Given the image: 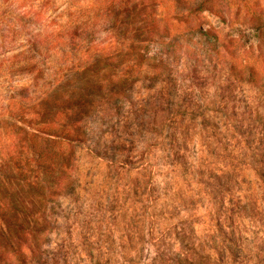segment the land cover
I'll use <instances>...</instances> for the list:
<instances>
[{"label": "rangeland", "instance_id": "obj_1", "mask_svg": "<svg viewBox=\"0 0 264 264\" xmlns=\"http://www.w3.org/2000/svg\"><path fill=\"white\" fill-rule=\"evenodd\" d=\"M161 2V10L169 5ZM205 4L212 9L193 22L231 42L228 63V55L200 64L183 48L172 56L147 45L153 60L128 88L114 85L124 94L120 107L85 119L81 142L63 151L69 159L57 178L70 194L42 197L12 183L24 202L22 225L38 230L28 232L36 239L25 264H264V0ZM103 8L100 0H0V161L19 152V163L38 172L32 147L20 146L26 136L12 126L48 120L56 94L36 103L51 94L62 51H73L81 68L96 63L106 88L116 79L104 59L129 33L114 31ZM61 30L73 46L50 44ZM86 39L94 42L87 49ZM159 60L163 79L152 80Z\"/></svg>", "mask_w": 264, "mask_h": 264}, {"label": "trees", "instance_id": "obj_2", "mask_svg": "<svg viewBox=\"0 0 264 264\" xmlns=\"http://www.w3.org/2000/svg\"><path fill=\"white\" fill-rule=\"evenodd\" d=\"M101 1L104 7L103 16L109 22H113L112 28L116 26L114 31L129 33L128 37H118L113 42V47L117 50L104 59L108 66L117 68L118 76L113 82L108 81L109 88H106L103 74L96 69V63H89L87 67L81 68L83 64L78 62L80 58L76 57L73 51H62L60 65L54 73L56 79L53 80L51 94L45 91L41 96V101L36 103V106H41L45 98L56 94V106H53L54 110L48 113V120L39 124L37 129L31 128L21 120L14 121L12 127L26 136L21 140L20 146L29 143L39 163L38 172H34L27 163L23 165L19 163L21 162L19 152H15V156H9L0 161V191L13 190L8 191L9 198L0 197V238L5 239L3 244L0 243V264H25L34 255V250L31 248L32 240L36 239L35 235H38V230L29 229V223L22 225L24 218H21L22 214L19 210H22L24 202L13 198L17 196L14 193L17 185H12V183L20 182L24 188L29 190H44L42 197L47 195L56 198L59 195L70 194L68 184L61 182L57 175L60 167L66 165L69 159L68 154L73 150L74 143L81 142V138L85 135L84 120L95 112L101 110L114 112L115 108L120 107L124 94L122 90L117 92L114 85L123 87L127 82L129 83L126 84L128 88L134 79L133 74L142 70V63L153 60L152 57L146 56L147 45H157L164 52L169 51L172 56L183 48L200 64L214 63L215 60L220 59V55H228L224 58L226 63L232 59L233 53L228 50L230 41L220 39L211 29H198L193 22L197 14L212 9L205 4L206 0H165L169 5L163 10L160 8L163 0ZM136 1L140 4V9L133 13L135 8H139ZM143 2L146 5L141 7ZM142 14L145 15L147 21L139 22L138 19ZM168 21L181 26V31L173 33ZM136 26L138 27L135 28ZM57 34L59 37L55 38L50 43L51 45L60 47L67 45L66 48L74 45V41L66 39L68 32L65 35L61 30ZM194 36L198 37V41L191 43ZM80 42L82 43L83 40ZM93 43V40L86 39L82 47L87 49ZM229 65L230 71H233L235 69L233 62ZM163 67L164 65L159 60L153 67V76L149 78L162 80L165 73ZM245 70L246 79L256 82L252 77L251 66L246 65ZM30 130L36 134H30ZM63 151H67L68 154H64ZM43 209L47 210L46 202L43 204ZM40 219L42 226L50 224L43 217ZM218 222L219 226H224L223 221L218 219ZM28 232H36V234L33 236Z\"/></svg>", "mask_w": 264, "mask_h": 264}]
</instances>
